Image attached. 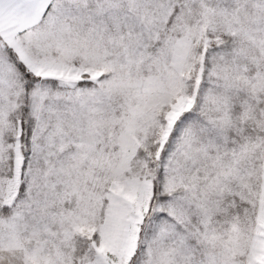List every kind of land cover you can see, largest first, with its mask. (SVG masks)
<instances>
[{
  "label": "snow or ice",
  "instance_id": "6c2138e0",
  "mask_svg": "<svg viewBox=\"0 0 264 264\" xmlns=\"http://www.w3.org/2000/svg\"><path fill=\"white\" fill-rule=\"evenodd\" d=\"M0 264H264V0H0Z\"/></svg>",
  "mask_w": 264,
  "mask_h": 264
}]
</instances>
